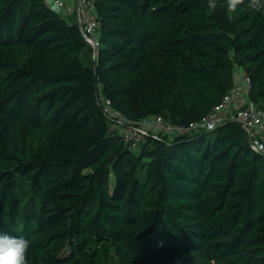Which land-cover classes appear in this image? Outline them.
<instances>
[{"label": "trees", "instance_id": "16d2710c", "mask_svg": "<svg viewBox=\"0 0 264 264\" xmlns=\"http://www.w3.org/2000/svg\"><path fill=\"white\" fill-rule=\"evenodd\" d=\"M93 2L94 59L44 0H0V232L29 240L28 264H264V157L238 123L131 149L98 102L187 125L232 86L235 58L264 108V13Z\"/></svg>", "mask_w": 264, "mask_h": 264}, {"label": "built area", "instance_id": "2783aa9c", "mask_svg": "<svg viewBox=\"0 0 264 264\" xmlns=\"http://www.w3.org/2000/svg\"><path fill=\"white\" fill-rule=\"evenodd\" d=\"M53 10L73 19L85 42L91 47L94 59L99 45L98 20L93 0H44ZM238 81L223 95L219 103L210 112L187 125H176L152 116L141 120H130L111 106V101L103 96L98 102L111 128L117 130L125 144L137 149L145 141L148 134L178 136L199 131H211L225 122L238 123L247 138L249 148L264 157V108L258 107L248 97L250 78L245 74H237Z\"/></svg>", "mask_w": 264, "mask_h": 264}, {"label": "clouds", "instance_id": "9594fccd", "mask_svg": "<svg viewBox=\"0 0 264 264\" xmlns=\"http://www.w3.org/2000/svg\"><path fill=\"white\" fill-rule=\"evenodd\" d=\"M245 4L252 11L264 13V0H226V5L223 6L226 7L231 20L238 8ZM207 6L215 10L221 5L218 4V0H207ZM29 249L30 242L24 236H11L0 232V264H28Z\"/></svg>", "mask_w": 264, "mask_h": 264}, {"label": "rangeland", "instance_id": "374dc122", "mask_svg": "<svg viewBox=\"0 0 264 264\" xmlns=\"http://www.w3.org/2000/svg\"><path fill=\"white\" fill-rule=\"evenodd\" d=\"M63 18H65L66 20H68V17H66L65 15L63 14H60ZM26 53V51H25ZM233 62H234V82H237L238 81V75L237 74H243L245 73L244 72V69L243 67H241L237 62H236V59L233 58ZM108 121V120H107ZM109 125L111 126L110 124V121H108ZM160 135H163L162 133H160ZM167 138L170 140L172 137L171 136H167Z\"/></svg>", "mask_w": 264, "mask_h": 264}, {"label": "water", "instance_id": "95a60500", "mask_svg": "<svg viewBox=\"0 0 264 264\" xmlns=\"http://www.w3.org/2000/svg\"><path fill=\"white\" fill-rule=\"evenodd\" d=\"M222 124H223V123H222ZM220 125H221V124H220ZM220 125H219V126H220ZM247 138H248V137H247Z\"/></svg>", "mask_w": 264, "mask_h": 264}]
</instances>
